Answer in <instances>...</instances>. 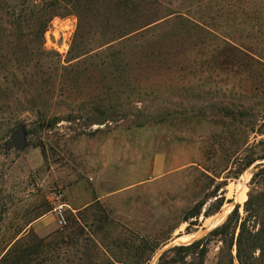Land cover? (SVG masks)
I'll use <instances>...</instances> for the list:
<instances>
[{
  "label": "rangeland",
  "instance_id": "rangeland-1",
  "mask_svg": "<svg viewBox=\"0 0 264 264\" xmlns=\"http://www.w3.org/2000/svg\"><path fill=\"white\" fill-rule=\"evenodd\" d=\"M226 44L263 56L264 0H0V264H158L236 205L264 235V91Z\"/></svg>",
  "mask_w": 264,
  "mask_h": 264
},
{
  "label": "trees",
  "instance_id": "trees-1",
  "mask_svg": "<svg viewBox=\"0 0 264 264\" xmlns=\"http://www.w3.org/2000/svg\"><path fill=\"white\" fill-rule=\"evenodd\" d=\"M226 45L225 55L222 57L223 64L229 61L231 63L242 62V68L247 73L252 72L253 69L256 70V74H254L258 79L257 89L264 91V54L261 56V54L257 55L230 44ZM257 161H264V154L246 161L243 169L250 167ZM249 201H246L245 205ZM238 208L239 206L236 205L225 222L211 230L206 238L198 239L189 245L173 246L166 250L160 256L158 264H205L207 247L212 240L216 239L221 240L222 246L219 249L215 264H264L263 232L255 230L254 226L247 224V221H242L238 214ZM218 210L219 207H216L209 214H204V217H208ZM197 215V213L190 211L183 220L188 222ZM192 225H195V222L190 221L187 229ZM78 230L80 234L67 233V228H62L44 238L32 236V243L25 245L18 251V260L24 262L29 256L37 259L47 255L58 260L60 257L64 258L66 253L69 254L72 251L75 253L76 248H73L72 244H74V241L79 243L77 237H80L82 233L80 228ZM236 230L237 233L234 237ZM71 249L73 250L71 251ZM258 250L260 255L256 256ZM153 252V250H150V257Z\"/></svg>",
  "mask_w": 264,
  "mask_h": 264
},
{
  "label": "built area",
  "instance_id": "built-area-1",
  "mask_svg": "<svg viewBox=\"0 0 264 264\" xmlns=\"http://www.w3.org/2000/svg\"><path fill=\"white\" fill-rule=\"evenodd\" d=\"M63 210H64V204H59L54 208V212L56 213L58 224L61 226L65 224Z\"/></svg>",
  "mask_w": 264,
  "mask_h": 264
},
{
  "label": "water",
  "instance_id": "water-1",
  "mask_svg": "<svg viewBox=\"0 0 264 264\" xmlns=\"http://www.w3.org/2000/svg\"><path fill=\"white\" fill-rule=\"evenodd\" d=\"M13 144H15L18 147H23L24 146V130L23 128H19L14 140Z\"/></svg>",
  "mask_w": 264,
  "mask_h": 264
},
{
  "label": "bare ground",
  "instance_id": "bare-ground-1",
  "mask_svg": "<svg viewBox=\"0 0 264 264\" xmlns=\"http://www.w3.org/2000/svg\"><path fill=\"white\" fill-rule=\"evenodd\" d=\"M226 210H228V209L227 208H222L221 211H220V213H219V215L224 214L226 212Z\"/></svg>",
  "mask_w": 264,
  "mask_h": 264
}]
</instances>
